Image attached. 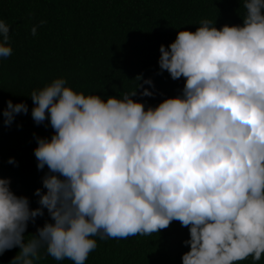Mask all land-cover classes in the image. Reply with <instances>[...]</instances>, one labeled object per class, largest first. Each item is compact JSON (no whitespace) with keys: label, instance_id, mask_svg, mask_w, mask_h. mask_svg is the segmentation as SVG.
<instances>
[{"label":"clouds","instance_id":"1","mask_svg":"<svg viewBox=\"0 0 264 264\" xmlns=\"http://www.w3.org/2000/svg\"><path fill=\"white\" fill-rule=\"evenodd\" d=\"M243 7L242 25L217 29L203 19L195 32L180 30L160 45L158 74L185 84L155 107L133 99L155 95L142 75L122 98L78 93L64 78L32 91L33 121L54 130L50 140L36 137L34 149L37 169H48L46 191L35 190L40 207L31 209L10 178H0V255L18 247L11 264H34L43 248L57 261L85 264L97 248L93 237L150 236L178 221L190 236L182 264L261 260L264 0ZM9 33L0 19V58L12 55ZM21 113L27 104L8 100L0 116L11 126ZM8 163L18 166L12 157ZM44 209L52 222L25 243L29 222Z\"/></svg>","mask_w":264,"mask_h":264},{"label":"trees","instance_id":"2","mask_svg":"<svg viewBox=\"0 0 264 264\" xmlns=\"http://www.w3.org/2000/svg\"><path fill=\"white\" fill-rule=\"evenodd\" d=\"M244 0H0V19L10 26L8 44L12 55L0 58V112L13 104L26 103L27 114L15 117L5 126L0 116V178H10V188L17 196L29 198L30 208L40 207L35 190L42 191V177L48 172L37 169L34 149L37 139L50 140L54 134L48 121L37 125L32 117V91L42 89L56 78L85 95L106 98L131 92L137 76L151 78L155 88L152 97L134 100L155 107L165 98L181 94L185 79L172 80L160 72L159 47L172 43L180 30L195 32L200 21L208 19L217 29L224 25H242L246 10ZM40 21H45L43 25ZM216 21V22H215ZM37 26V34L31 29ZM142 82V81H140ZM138 93L140 89L137 90ZM48 125L47 127L45 125ZM12 157L18 166L9 164ZM52 222L44 216L29 222L24 242L36 235L38 227ZM97 248L85 264H182V255L190 250L183 241L190 238L189 229L173 221L167 229L150 236L127 239L93 237ZM18 247L0 255V264H11ZM34 264H74L55 260L40 250ZM237 264L253 262L249 256Z\"/></svg>","mask_w":264,"mask_h":264}]
</instances>
